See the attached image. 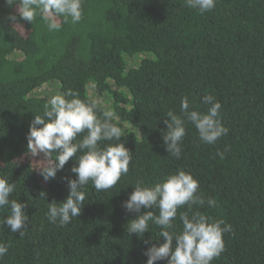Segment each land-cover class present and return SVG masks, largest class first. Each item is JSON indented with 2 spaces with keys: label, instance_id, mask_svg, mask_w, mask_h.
<instances>
[{
  "label": "trees",
  "instance_id": "16d2710c",
  "mask_svg": "<svg viewBox=\"0 0 264 264\" xmlns=\"http://www.w3.org/2000/svg\"><path fill=\"white\" fill-rule=\"evenodd\" d=\"M82 13L75 24L59 17L61 29L49 31L39 8L31 23L11 21L17 6L0 0V175L15 183L10 199L24 203L29 218L22 237L0 225V243L9 246L0 264H146V248L163 242L161 228L129 234L137 213L123 201L137 182L151 185L177 169L198 180L205 198L192 212L232 227L212 264H264V0H216L203 15L185 0H82ZM69 89L96 100L98 115L111 111L132 160L113 188L96 191L89 182L80 215L61 226L46 214L68 195L62 178H75L74 160L44 182L26 134L48 100ZM206 94L221 103L228 133L207 144L186 123L177 159L162 140L166 113L180 115L184 96L206 111ZM187 211L178 209L177 233ZM7 214L0 209V219Z\"/></svg>",
  "mask_w": 264,
  "mask_h": 264
},
{
  "label": "clouds",
  "instance_id": "9594fccd",
  "mask_svg": "<svg viewBox=\"0 0 264 264\" xmlns=\"http://www.w3.org/2000/svg\"><path fill=\"white\" fill-rule=\"evenodd\" d=\"M186 6L198 10L201 15L215 7L216 0H185ZM8 5L17 6V14L8 19H20L31 23L40 9L42 19L49 31H59L62 27L59 17L78 23L82 19V0H5ZM68 97H71L70 99ZM201 102L206 111L193 107L187 96L182 97L180 115L172 111L166 113L169 119L163 123L162 140L166 151L177 159L181 156V141L186 135V123L197 130L199 139L207 144H215L227 135L228 128L222 124L221 103L212 94H206ZM96 100H82L79 93L69 89L64 94L53 95L40 114H35L26 134L27 153L34 160L33 167L44 182L54 179L70 159V168L75 178L63 177L68 195L57 203H49L47 218L61 226L80 215L87 194L85 186L91 182L96 191L109 190L127 175L132 160V152L122 141L123 129L112 121L111 111L98 115ZM106 142V143H105ZM217 155L223 159L224 153ZM19 163V161L17 162ZM16 188L9 178L0 175V209L7 208L8 214L0 219V225H7L12 233L25 235L28 216L26 205L17 199H10ZM199 182L192 174L177 169L151 185L137 182L133 191L123 201L127 212L137 213L127 223L129 234L143 236L150 230V224L160 226V237L144 251L146 264L166 261V264H212L225 250L223 234L230 233L232 227L223 219H213L201 212H192L193 205L203 206L204 196L199 193ZM44 194V193H43ZM209 207L216 201L207 199ZM187 206V212H180L182 222L180 232L174 230L173 221L178 209ZM143 209V211H142ZM151 209H158V214ZM191 213V215H189ZM8 245L0 243V258L8 252Z\"/></svg>",
  "mask_w": 264,
  "mask_h": 264
},
{
  "label": "rangeland",
  "instance_id": "374dc122",
  "mask_svg": "<svg viewBox=\"0 0 264 264\" xmlns=\"http://www.w3.org/2000/svg\"><path fill=\"white\" fill-rule=\"evenodd\" d=\"M138 57H140V56H135V58H138ZM46 88H44V90H45ZM44 90L42 89L41 90V88L38 90V92H40L41 93V91H43L44 92Z\"/></svg>",
  "mask_w": 264,
  "mask_h": 264
}]
</instances>
